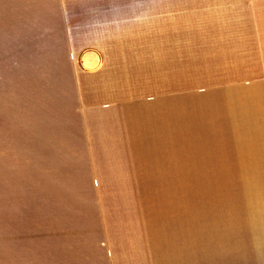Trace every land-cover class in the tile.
Returning <instances> with one entry per match:
<instances>
[{"label":"crops","instance_id":"0c3cea01","mask_svg":"<svg viewBox=\"0 0 264 264\" xmlns=\"http://www.w3.org/2000/svg\"><path fill=\"white\" fill-rule=\"evenodd\" d=\"M61 2L81 57L79 105L65 114L84 123L45 139L0 123V264H118L133 217L112 196L149 178L172 180L189 236L163 264H264L260 14L183 9L167 32L159 13L154 41L149 0Z\"/></svg>","mask_w":264,"mask_h":264},{"label":"rangeland","instance_id":"374dc122","mask_svg":"<svg viewBox=\"0 0 264 264\" xmlns=\"http://www.w3.org/2000/svg\"><path fill=\"white\" fill-rule=\"evenodd\" d=\"M228 4H241V10L257 12L264 21V0H149L151 40L156 41L159 13L166 14L160 17L168 32L175 12ZM64 14L61 0H0V123L10 129L9 137L30 133L39 139L60 138L59 132L69 136L58 130L59 123L76 137L75 130L79 134V124L84 123L65 114L79 105L71 80L81 71V57L64 30ZM134 181L128 189L133 193L112 196L117 205H127L133 217L124 241L117 240L118 264H163L170 260L163 257L166 253L188 252L189 236L179 232L181 222L173 216L172 180ZM230 244V249L241 250L237 226Z\"/></svg>","mask_w":264,"mask_h":264},{"label":"bare ground","instance_id":"6f19581e","mask_svg":"<svg viewBox=\"0 0 264 264\" xmlns=\"http://www.w3.org/2000/svg\"><path fill=\"white\" fill-rule=\"evenodd\" d=\"M90 55H91V54H90ZM84 60H85L84 65H85L86 67L93 68L92 63L88 60V58H85ZM98 66H99V65H98ZM87 69H88V68H87ZM93 69H94V68H93Z\"/></svg>","mask_w":264,"mask_h":264}]
</instances>
